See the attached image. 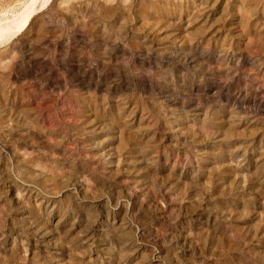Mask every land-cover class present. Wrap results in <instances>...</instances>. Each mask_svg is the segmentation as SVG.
I'll return each mask as SVG.
<instances>
[{"label": "rangeland", "instance_id": "rangeland-1", "mask_svg": "<svg viewBox=\"0 0 264 264\" xmlns=\"http://www.w3.org/2000/svg\"><path fill=\"white\" fill-rule=\"evenodd\" d=\"M0 264H264V0H0Z\"/></svg>", "mask_w": 264, "mask_h": 264}, {"label": "bare ground", "instance_id": "bare-ground-1", "mask_svg": "<svg viewBox=\"0 0 264 264\" xmlns=\"http://www.w3.org/2000/svg\"><path fill=\"white\" fill-rule=\"evenodd\" d=\"M23 23V22H22ZM19 31V30H18Z\"/></svg>", "mask_w": 264, "mask_h": 264}]
</instances>
